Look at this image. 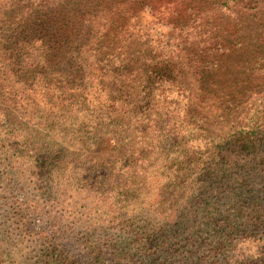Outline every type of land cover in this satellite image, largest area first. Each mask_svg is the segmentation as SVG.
Instances as JSON below:
<instances>
[{
	"label": "trees",
	"instance_id": "1",
	"mask_svg": "<svg viewBox=\"0 0 264 264\" xmlns=\"http://www.w3.org/2000/svg\"><path fill=\"white\" fill-rule=\"evenodd\" d=\"M242 17L264 0H0V264H264V94L210 136L181 81ZM123 116L130 154L78 165Z\"/></svg>",
	"mask_w": 264,
	"mask_h": 264
},
{
	"label": "rangeland",
	"instance_id": "2",
	"mask_svg": "<svg viewBox=\"0 0 264 264\" xmlns=\"http://www.w3.org/2000/svg\"><path fill=\"white\" fill-rule=\"evenodd\" d=\"M234 26L237 32L234 38L239 42L234 51L211 55L206 58L208 64L202 65L204 69L207 67L205 70L191 71L181 77L183 85L197 94L188 107L186 120L210 136H224L244 122L252 99L256 94H264V19L242 17ZM7 113L11 120L24 122L16 107L8 105ZM139 128L132 118L121 117L111 132L107 128L99 130L96 146L80 151L76 163L85 165L94 161L106 165L128 156L137 143ZM28 228L41 231L49 225L46 220L31 215ZM63 245L76 248L69 241ZM106 259L109 261L111 256Z\"/></svg>",
	"mask_w": 264,
	"mask_h": 264
}]
</instances>
